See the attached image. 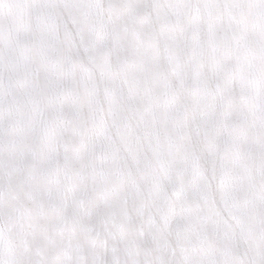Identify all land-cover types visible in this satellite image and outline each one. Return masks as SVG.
<instances>
[{
	"label": "snow or ice",
	"instance_id": "1",
	"mask_svg": "<svg viewBox=\"0 0 264 264\" xmlns=\"http://www.w3.org/2000/svg\"><path fill=\"white\" fill-rule=\"evenodd\" d=\"M0 264H264V0H0Z\"/></svg>",
	"mask_w": 264,
	"mask_h": 264
}]
</instances>
